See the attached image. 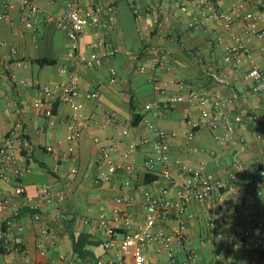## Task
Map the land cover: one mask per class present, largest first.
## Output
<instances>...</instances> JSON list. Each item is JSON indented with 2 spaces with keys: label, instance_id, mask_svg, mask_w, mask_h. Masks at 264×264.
<instances>
[{
  "label": "crops",
  "instance_id": "0c3cea01",
  "mask_svg": "<svg viewBox=\"0 0 264 264\" xmlns=\"http://www.w3.org/2000/svg\"><path fill=\"white\" fill-rule=\"evenodd\" d=\"M2 1L0 14L6 11ZM107 1L36 0L41 15L35 29L31 30L21 22L20 8L24 0H9V11L5 19L0 20V41L5 42V46H0V130L8 131L13 123L21 122L32 142L34 157L40 167L24 178L26 195L38 198L41 190L50 185L66 197L63 205L42 208L45 215H52L60 209L64 216V229L57 249L51 250L47 257H42L37 250V227L30 219L29 209L22 206V199L14 198L26 226V253L5 254L0 251V264H47L52 261L56 264H95L104 257L105 237L95 222L101 214L113 217L122 210H129L136 222H142L145 212L142 188L159 194L166 184L161 178L160 165L153 171L145 165L154 156L153 142L156 139L148 130L146 119L169 134L173 161L180 160L190 170H203L226 183L227 188L222 194L213 196L209 202H194L191 206L196 219L188 224L190 249L197 264H252L262 253L244 247L243 222L246 210L264 209V195H240L237 189L251 184L256 175V164L264 165V98L253 92L252 84L245 80L242 72L236 71L226 83L216 79L223 74L224 46L210 43L207 36L190 28V22L198 16L196 9L185 8L175 20L171 10L173 0H138L142 9L150 6L155 11L154 18L146 23L136 20L131 3L122 0L119 3L118 32L106 34L91 27L78 43L79 51L84 55L92 51L91 44L108 42L120 49L116 57L99 69H88L78 58L70 59L72 44L66 31L60 29L54 20L62 17L73 5L88 6ZM238 2L249 3L254 12L262 15L264 24V9H260L255 0H221L219 7L228 10ZM50 18L54 19L53 22L49 21ZM225 35L226 43H230V37ZM153 46H164L170 52L169 68L158 72L162 85L170 94L188 97L187 91L180 90L179 84L184 83L194 93L214 91L232 99L219 129V134L224 135L233 128L227 142L218 141L208 127L192 128L191 122L198 120L200 113L195 106L196 110L191 113L190 101L164 107L159 116L145 110L147 104L162 100L148 82L149 57L142 52ZM249 46L257 62L264 66V39L252 40ZM13 50L17 55H13ZM43 58L53 60L55 65L40 67L35 61ZM17 61H22L24 66L18 67ZM144 66L146 71L142 73L140 68ZM65 68L80 77L81 90L77 101L84 104L87 114L98 112L99 106H103L126 122L130 134L118 144L114 155L117 161L124 160L126 144L137 143L138 137L150 140L133 151L128 159L135 171H120L109 183L96 186L94 180L106 169V164L101 146L95 139L99 138L101 145L110 146L113 138L118 136L117 126H90L73 152L66 141L70 110L58 109L52 118H47L35 107L38 93L21 86L22 80L46 85L65 83L67 77L62 73ZM112 68L118 70L116 85L109 83ZM88 91H99L100 99H87ZM137 116L143 119L134 126ZM57 164H60V170L54 173ZM232 174L236 175L235 180H232ZM188 177L184 172L175 174L176 184L169 194L171 199L176 198L178 187L185 184ZM0 188L10 196L15 194L11 184L0 182ZM126 194L135 197L130 209L117 204V200ZM220 202L227 204L228 209L223 213L229 218L223 239H217L208 224L211 207ZM9 216L8 211H0V219ZM88 219L94 221L87 224ZM81 235L85 236L82 255L74 251V244ZM156 249V245L147 249L146 264H170L168 257L158 254ZM62 256L65 260L61 259ZM178 259H185L182 249Z\"/></svg>",
  "mask_w": 264,
  "mask_h": 264
},
{
  "label": "built area",
  "instance_id": "2783aa9c",
  "mask_svg": "<svg viewBox=\"0 0 264 264\" xmlns=\"http://www.w3.org/2000/svg\"><path fill=\"white\" fill-rule=\"evenodd\" d=\"M122 0H109L106 3L80 6L73 5L59 19L50 18L58 27L66 31L69 41L72 44L70 59L78 58L80 64L88 69L102 68L120 52V49L112 44L99 41L91 44L92 51L81 54L79 51V39L91 27L103 30L106 34L118 32L117 19L119 3ZM132 5L133 14L139 22H148L155 16L152 7L142 9L138 5V0H127ZM221 0H173L171 10L173 18L178 20L181 11L185 8H193L198 12L189 24L194 31L203 33L208 37L210 43L223 45V74L216 76L220 82H228L229 77L236 71L242 72L246 81L252 84L255 94L264 98V66L259 64L254 52L249 46L252 40L264 39V24L261 14L254 12L247 2H238L231 5L228 10L219 7ZM259 8L264 9V0H255ZM6 11L0 14V20L5 19L9 11V0L1 2ZM21 22L28 29H35L41 10L36 0H24L20 8ZM211 24V26H209ZM231 39L226 43V35ZM164 39V36H161ZM0 46H5V42L0 41ZM149 57L148 69L150 77L149 84L153 85L162 100L153 101L145 106L147 112L154 115L162 114L163 108L176 105L181 102L190 101L192 104L191 113L197 107L200 116L198 120L191 122L194 129L208 127L218 141L227 142L231 138L233 128H230L224 135L219 134V129L224 120L227 108L232 102L231 98L224 97L218 92L194 93L184 83H180V90L187 91L189 96L172 95L168 89L162 85L158 72L168 69L170 65V52L164 46H153L151 49H144ZM13 55L17 51L13 50ZM264 61V56H263ZM18 67H23L22 61H17ZM146 68L141 67L140 72H145ZM62 73L67 77L65 83L57 85H46L35 81L22 80L21 86L32 88L38 93L35 100V107L42 111L47 118H52L58 109L67 108L70 110L67 122V138L70 150L74 152L82 140L83 134L90 126H117L118 136L110 146L100 144V139L95 142L101 146L102 159L106 164L103 170L94 180L96 186L109 183L120 171H135V167L128 163L131 153L141 145L150 142L148 138L138 137L137 143L126 144L127 149L123 154V161H117L115 152L118 144L123 143L129 136V129L126 122L113 111H109L103 106H99L98 112L86 113L84 104L77 101V96L81 90L80 77L71 69H62ZM119 82L118 70H110L111 85ZM127 97L126 93H123ZM87 99L99 100V91H88ZM197 103V106L195 105ZM195 106V107H194ZM148 130L155 134L153 142L154 156L145 163L146 167L153 171L157 165L161 166V178L166 182L159 194L151 190L142 188V205L144 208L143 221L138 223L134 215L129 210H122L113 217L101 214L96 219L97 226L102 230L105 241L103 243L104 257L96 261L95 264H146V251L156 245L158 254H165L170 264H197L193 250L190 249V233L188 224L196 219L191 211L194 202L206 203L213 196L222 194L227 188L224 180L216 178L214 175L206 174L203 170H190L183 165L180 160L173 161L171 158V138L169 134L151 120H145ZM40 165L36 161L33 146L30 138L24 131L21 122L12 124L8 131L0 130V182L11 184L15 194L10 196L0 188V211H8V218L0 219V248L5 254L20 253L25 254V232L26 226L21 220L19 206L15 204L14 198L22 199V206L27 207L30 212V219L37 227L38 240L37 250L42 257H47L51 250H56L60 233L64 229V216L60 209L52 215H45L42 212L44 206L53 204L63 205L66 197L52 186H45L38 198L26 195L24 178L34 172ZM256 175L251 184L247 187L237 189L240 195H264V165L254 166ZM60 164L55 165L54 173H58ZM184 172L189 175L187 182L177 189L175 199L170 198V190L176 184L175 174ZM76 173V172H75ZM232 180L236 175H231ZM130 185V183H128ZM135 201L132 195H124L117 200L120 206L131 208ZM228 209L227 204L220 202L212 206L208 215V224L217 239L224 238V229L229 222V218L224 215ZM246 218L243 222L244 232L242 240L247 250L258 249L262 255L259 260L252 264H264V209L246 210ZM94 220H86L91 224ZM263 221V222H262ZM174 222L173 225L171 223ZM184 251L185 259L179 261L180 250ZM62 260L65 258L62 256ZM47 264H56L54 261Z\"/></svg>",
  "mask_w": 264,
  "mask_h": 264
},
{
  "label": "trees",
  "instance_id": "16d2710c",
  "mask_svg": "<svg viewBox=\"0 0 264 264\" xmlns=\"http://www.w3.org/2000/svg\"><path fill=\"white\" fill-rule=\"evenodd\" d=\"M35 62L40 67L55 65V62L53 60H49L46 58L38 59ZM142 119H143L142 116H137L133 122V125L134 126L139 125L141 123ZM84 238H85V236L81 235L79 238V241L75 242V244H74V251L76 253H79L80 255H82V251H83L81 249H83L82 241L84 240ZM0 251H3V250L0 248Z\"/></svg>",
  "mask_w": 264,
  "mask_h": 264
}]
</instances>
